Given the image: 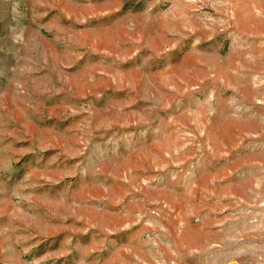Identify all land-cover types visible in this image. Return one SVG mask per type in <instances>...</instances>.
Wrapping results in <instances>:
<instances>
[{
    "label": "rangeland",
    "instance_id": "1",
    "mask_svg": "<svg viewBox=\"0 0 264 264\" xmlns=\"http://www.w3.org/2000/svg\"><path fill=\"white\" fill-rule=\"evenodd\" d=\"M0 264H264V0H0Z\"/></svg>",
    "mask_w": 264,
    "mask_h": 264
}]
</instances>
